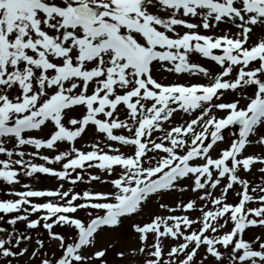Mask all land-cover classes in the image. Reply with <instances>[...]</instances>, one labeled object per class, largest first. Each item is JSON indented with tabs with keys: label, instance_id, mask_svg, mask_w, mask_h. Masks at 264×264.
Returning <instances> with one entry per match:
<instances>
[{
	"label": "snow or ice",
	"instance_id": "1",
	"mask_svg": "<svg viewBox=\"0 0 264 264\" xmlns=\"http://www.w3.org/2000/svg\"><path fill=\"white\" fill-rule=\"evenodd\" d=\"M256 27L264 28V0H0V181L44 174L61 182L24 184L5 193L14 199H0V221L11 226H0V262L19 264L29 253L32 237L15 227L23 222L55 242L49 255L37 238L30 261L107 264L114 245L97 248L99 233L144 214L151 201L159 211L130 223L137 244L118 258L264 264V234L245 239L264 228V155L244 154L264 147V37L250 43ZM193 54L217 70L191 62ZM154 72L207 82L166 84ZM177 113L190 118L173 124ZM88 128L96 138L84 150L76 143ZM44 129V137L31 135ZM225 130L228 145L213 157ZM53 164L59 169L46 166ZM92 181L111 190H74ZM170 192L196 195L170 205L162 202Z\"/></svg>",
	"mask_w": 264,
	"mask_h": 264
},
{
	"label": "rangeland",
	"instance_id": "2",
	"mask_svg": "<svg viewBox=\"0 0 264 264\" xmlns=\"http://www.w3.org/2000/svg\"><path fill=\"white\" fill-rule=\"evenodd\" d=\"M229 27H230L229 25L222 24V25H220V30L228 31ZM220 30H217L215 34H217V35L220 34ZM208 34H212V32H209ZM229 34H231V33H229ZM259 37H264V28L256 27V28H254L253 33L251 34L250 43L254 42ZM190 60L193 63H197V64L202 65L203 67L208 68L212 72L217 70V66L213 62L208 61L205 58L200 57L198 54H193L190 57ZM154 76L157 80H159L163 83H166V84L172 83V82H176V83H197V82L205 83V82H207L206 80H204L200 76H189L186 73L181 74L180 76H176L174 74L167 73V72H154ZM224 99L225 100L231 99V95L226 96ZM193 115H195V114H193ZM216 115L220 116V115H222V113L217 112ZM189 118L190 117L187 114L177 113L172 118V123L173 124L183 123L185 120H187ZM165 127H167V125H165ZM47 131H48L47 129H44V130L39 131V132H32L31 135L36 136L38 138L44 137L46 135ZM125 134H127V133H125ZM258 134H264V130H260ZM153 135L156 136L159 134L153 133ZM224 136H225L224 142L218 143L211 150V155L213 157L216 156L217 151L220 148H224L228 145V142L230 139L228 130L224 131ZM95 138H96V134L92 131L91 128H88L86 130V132L83 134V138L78 139L76 146L77 147H83L84 150H89L90 144L94 141ZM250 139H254V137H250ZM109 143H112V142H109ZM102 146H103V142H102ZM113 146L120 148L121 152H125V153L130 152V149L123 147V146H120L118 144L114 143ZM65 148H66V145L60 144L58 150H65ZM23 150L26 152L35 151V149L31 148L30 146H25ZM257 153L264 155V147H262L260 145L248 146L245 149L244 154L248 155V154H257ZM40 154L52 156L55 153L51 150H48V149H41ZM149 155H151V153H149ZM0 158H3V157H0ZM25 159H28V157L26 156ZM33 162L34 163H45L44 161H41L39 159H33ZM46 166L53 167L56 169H59V167H60L59 164L46 165ZM254 167H255V165L253 166V173H256V169H254ZM91 171L93 172V174L101 175L102 179L110 180L111 178H113V177H105L102 173H99V171L96 169H92ZM116 172H119L118 168L116 169ZM248 178L250 180L253 179L251 174H249ZM255 178L258 181L259 173H256ZM19 180H20V184H17L14 186H8V185L4 184L2 181H0V199H14L15 197L6 196L5 193H7L13 189L18 190V191L25 190L21 187L24 184L30 185V187L34 190H43V189L56 188L61 183L55 177H51V176L44 175V174H36L34 177H31V178L26 177L24 175H20ZM65 187H69V185H67L65 183ZM74 190H78L81 192L84 190L110 191L111 185L107 184V183H101L99 181H92L90 183L77 182V184L74 186ZM195 195L196 194L191 193V192H184V193L170 192V193H167L164 195L162 202H166L170 205H173L179 200H187V199L195 198ZM31 199H33L34 202H41L44 198H31ZM228 199H229V201L236 199L234 191L229 192ZM153 211H159V210L155 207V203L150 201L149 206L145 209L144 214L135 216L132 218V220H125L119 228H116L114 230H105V231H102L99 233V235L96 238V240H97L96 247L97 248H101V247L107 248L109 244L114 245V247L108 249V251L106 253L105 259L107 260V264H129V261L127 259L122 260V259L118 258L115 255V253L118 251H127L131 247L136 246L137 241L135 239V234L131 232L129 225L132 222H139L143 219H147L148 214H150V212H153ZM177 214H179V213H177ZM196 214L197 213H190V215L193 217ZM78 215L82 216V215H84V213L80 212V213H78ZM33 218H35V216H33ZM0 226L6 227L9 229L11 227V226L6 225L4 223V221H0ZM15 227L18 229V231H21V232L26 231L27 234H29L32 237V242L27 245V247L29 248V253L25 254L24 257L20 258L19 264H38V261H36V260L30 261L28 258L32 249L35 247V240L37 238L44 240L45 249H43L41 251H47L49 253V255H51V252L55 249V242H50L47 239L46 232L42 228H37L35 230H26L23 222H18V224ZM54 230L61 232L63 234V232L66 231L67 229H61L59 227H56ZM250 230H252V231H250ZM262 234H264V228H262V227L250 228L245 233V239H252L256 235H262ZM4 236H6V233H0V237H4ZM166 243H171V241H168ZM24 246H25L24 244H21V247H24ZM202 252H203V249H201V253ZM197 259H199V257H197ZM0 264H2V262H0ZM13 264H17V262L14 261ZM208 264H212L211 258L209 259Z\"/></svg>",
	"mask_w": 264,
	"mask_h": 264
}]
</instances>
